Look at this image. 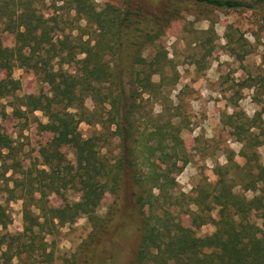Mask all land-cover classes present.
Here are the masks:
<instances>
[{
  "label": "trees",
  "instance_id": "obj_1",
  "mask_svg": "<svg viewBox=\"0 0 264 264\" xmlns=\"http://www.w3.org/2000/svg\"><path fill=\"white\" fill-rule=\"evenodd\" d=\"M57 1L91 31L73 35L59 29L57 17L40 9L45 0H0V68L5 71L0 98H13L12 114L18 118L27 120L29 113L41 111L47 120L38 126L50 135L38 149L42 167L25 166L9 134L0 130V194L18 193L23 214L22 231H5L10 215L0 201V264H58L46 237L82 216L91 231L78 247L80 257L74 254L63 264H95L101 249L107 253L100 264H120L116 248L127 232L125 226L111 224L128 204L134 208L137 234L128 264H264V164L257 152L264 144L261 111L250 118L236 108L239 91L229 95L233 110L223 114V123L241 142L245 162L239 165L230 154L227 165H216L213 185L189 197L195 210L183 211L190 214L191 226L180 219L182 206L175 191V176L188 161L174 122L179 107L164 118L163 106L144 130L137 125L144 101L167 104L166 88L177 82V73H164L167 53L156 43L182 12L191 7L247 9L264 20V0H122L103 7L94 0ZM3 32L12 34L11 46L3 44ZM151 45L154 52L145 55ZM16 64L46 83L48 93L17 95L20 81L11 74ZM250 85L264 90V77H254ZM86 96L93 101L92 109L84 103ZM81 122L90 126L86 135L79 130ZM105 127L109 137L119 140L112 157L101 153L109 140L103 135ZM64 147L72 149L73 163ZM71 188L79 192L78 200L66 199L64 193ZM106 192L113 197L101 216L97 209ZM52 193L62 198L60 205L50 204ZM204 223L214 230L200 236L196 229Z\"/></svg>",
  "mask_w": 264,
  "mask_h": 264
},
{
  "label": "rangeland",
  "instance_id": "obj_2",
  "mask_svg": "<svg viewBox=\"0 0 264 264\" xmlns=\"http://www.w3.org/2000/svg\"><path fill=\"white\" fill-rule=\"evenodd\" d=\"M94 1L98 7H103L106 3L120 4L122 0ZM40 9L46 16L57 17L58 28L63 29L65 33L77 35L82 31H91V27H85L84 22L78 21L74 11L60 1L45 0ZM1 37L4 45L13 44L12 34L3 32ZM86 37L87 34L84 35V38ZM156 44L167 53L164 73L169 76L177 73L178 79L173 87L166 88L169 97L167 104L164 105L160 100L153 98L144 101L141 119L137 125L144 130L151 126L156 114L162 112L163 106H167V110L162 112L164 118L172 115L176 106L179 107L180 114L174 122L180 128L179 134L185 145L188 161L175 176V191L179 196L180 207L182 206L178 208L180 219L185 225L191 226L190 214L183 213L187 207L193 210L196 208L189 197L196 195L198 190L209 189L213 185L217 177L216 165H227L228 155L233 154V160L239 165L245 162V158L240 154L241 142L231 134L229 126L223 123V114L233 110L228 100L229 95L239 91L241 97L236 108L255 119L261 111V117L264 119V90L258 85H250L254 77H264V20L258 13L247 9L191 7L166 28ZM154 50L155 46H148L144 54L151 55ZM79 57L82 55H78ZM53 62L57 68L58 60ZM63 68L72 69L68 64H63ZM11 74L14 79L20 81L17 95L48 93V85L31 71L16 64ZM4 76L5 71L0 68V78ZM153 79L158 81L159 76L155 74ZM12 102V97L0 98V130L6 131L11 137L23 165L36 163L38 167H42L38 149L50 135L41 132L38 125L47 119L39 110L29 113L27 120L18 118L12 114ZM84 103L88 108H93V101L89 96L85 97ZM79 130L86 135L90 126L81 122ZM102 131L109 140L103 142L101 153L112 157L118 151L119 140L109 137L110 131L106 127L102 128ZM251 131L260 130L252 128ZM63 151L73 163L72 149L64 147ZM257 152L259 161L264 164V144L257 147ZM235 189L244 192L249 198L253 196L252 191H242L240 186ZM64 195L70 201L79 198V192L74 188L68 189ZM112 197L109 192L104 194L97 209L101 216L106 215ZM49 200L53 206L62 203V198L54 193L50 194ZM0 201L10 215L5 231H22V199L19 194L3 192L0 194ZM133 209L131 204L124 205L111 224V227L125 226L127 232L118 240L116 248V252L122 256L120 264H128L135 253L137 234L136 219L132 216ZM211 213L216 217V209ZM258 222L260 223V220ZM213 230L211 223H204L196 232L203 236ZM90 231L87 218L82 216L74 222L59 226L55 234L48 235L46 239L49 249L54 251L55 263L63 264L64 260L71 259L74 254L80 257L78 247ZM106 253V250H99L95 255V264H100L101 257Z\"/></svg>",
  "mask_w": 264,
  "mask_h": 264
}]
</instances>
